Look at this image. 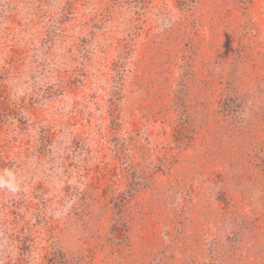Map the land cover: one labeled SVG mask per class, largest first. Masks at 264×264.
Returning a JSON list of instances; mask_svg holds the SVG:
<instances>
[{
  "label": "rangeland",
  "instance_id": "obj_1",
  "mask_svg": "<svg viewBox=\"0 0 264 264\" xmlns=\"http://www.w3.org/2000/svg\"><path fill=\"white\" fill-rule=\"evenodd\" d=\"M182 1L0 0V264H264V0Z\"/></svg>",
  "mask_w": 264,
  "mask_h": 264
},
{
  "label": "clouds",
  "instance_id": "obj_2",
  "mask_svg": "<svg viewBox=\"0 0 264 264\" xmlns=\"http://www.w3.org/2000/svg\"><path fill=\"white\" fill-rule=\"evenodd\" d=\"M7 175H11L10 173H8ZM0 183H2V184H4L5 186H8V187H12V183H11V181L9 180V181H0ZM14 190V189H13Z\"/></svg>",
  "mask_w": 264,
  "mask_h": 264
},
{
  "label": "trees",
  "instance_id": "obj_3",
  "mask_svg": "<svg viewBox=\"0 0 264 264\" xmlns=\"http://www.w3.org/2000/svg\"><path fill=\"white\" fill-rule=\"evenodd\" d=\"M180 4H184V2L182 0H177Z\"/></svg>",
  "mask_w": 264,
  "mask_h": 264
}]
</instances>
